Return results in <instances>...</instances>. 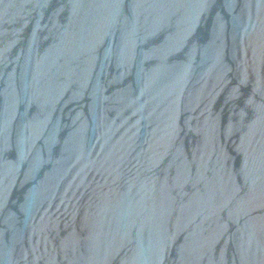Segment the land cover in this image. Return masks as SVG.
Segmentation results:
<instances>
[{
  "label": "water",
  "instance_id": "95a60500",
  "mask_svg": "<svg viewBox=\"0 0 264 264\" xmlns=\"http://www.w3.org/2000/svg\"><path fill=\"white\" fill-rule=\"evenodd\" d=\"M0 264H264V0H0Z\"/></svg>",
  "mask_w": 264,
  "mask_h": 264
}]
</instances>
